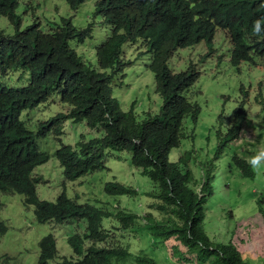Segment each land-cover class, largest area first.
<instances>
[{
  "label": "trees",
  "instance_id": "trees-1",
  "mask_svg": "<svg viewBox=\"0 0 264 264\" xmlns=\"http://www.w3.org/2000/svg\"><path fill=\"white\" fill-rule=\"evenodd\" d=\"M66 1L72 9L84 2ZM18 5V0H0V16L6 17L15 27L13 34L0 30V193L23 194L26 204L35 205L39 222L51 219L63 222L74 217L88 221L86 233L74 234L68 239L75 255H59L55 237L49 234L39 243L37 264H52L51 261H56L55 264H156L153 257L138 255L128 241L122 247L114 246L118 241L102 226V218L110 215L122 224L124 240L129 239L126 231L135 234L147 230L154 243L174 237L195 256L196 262L264 264V255L256 257L245 250L250 237H243L245 241H240L243 239L235 235L236 228H230L233 231L228 241H212L203 226L207 217L204 211L206 197H199L195 189L196 179L187 163L183 165L170 159L171 151L179 148L185 138V118L189 115L190 105L183 92L197 81L200 72L190 68L174 74L168 65L172 53L170 47L158 42L152 44L154 53L150 50L148 68L154 73L156 90L161 94L163 104L158 114L148 113L144 120H139L133 110L120 108L112 88L117 74L131 64L123 58V44L135 40L129 38L127 31L121 33L118 30L127 27V21L136 18V14H122L112 3L106 6L96 4V14L112 25L111 35L103 44L96 46L95 64H89L72 42L84 43L92 37L93 24L78 28L70 19L63 17L53 32L44 33L38 23L22 29ZM128 33L137 36L135 31L128 30ZM17 71L30 74L28 84L12 85L4 81ZM54 91L60 93L62 102H68L70 110L40 122L35 133L27 127L22 114L46 101ZM67 119L86 120L90 127H101L105 131L100 138L79 142L78 149L62 144L57 150V158L67 179L75 180L105 167L108 148L126 149L131 153V165L143 168L144 173L157 184V203L149 204L148 211L141 214L127 207L116 213L109 211L110 214L94 205L79 204L66 193L60 194L55 202L40 200L36 191L40 179L32 173L48 160V154L41 151L37 139L50 132L61 135ZM240 129L241 123H235L230 134L238 135ZM219 151L220 146L216 153ZM234 163L243 169V173H239L242 178L257 180L260 182L258 187H264V171L258 173L256 167L246 166L240 159ZM205 165L208 168L202 193L209 180L221 172L214 162L207 161ZM105 190L110 195L137 194L134 189L117 181L106 182ZM262 202L260 198L257 209L264 218ZM160 213L166 218H159ZM173 250L175 256L187 260L179 246Z\"/></svg>",
  "mask_w": 264,
  "mask_h": 264
},
{
  "label": "rangeland",
  "instance_id": "rangeland-1",
  "mask_svg": "<svg viewBox=\"0 0 264 264\" xmlns=\"http://www.w3.org/2000/svg\"><path fill=\"white\" fill-rule=\"evenodd\" d=\"M96 1L86 0L76 10H72L66 0H19L18 13L22 16V29L33 22H38L45 32L53 31L54 23H61L62 17L71 18L73 24L78 28H85L92 23V37L87 38L77 47L75 42L72 44L89 64H95V48L101 45L110 34V27L103 23L101 16L95 12ZM0 30L6 34H13L15 27L6 17L0 16ZM215 39L216 50L213 54L204 58L207 49L204 44H199L178 50L170 62L171 68L175 72L184 70L190 63L196 64L201 72L200 78L192 86L188 95L202 89L198 98L204 107L203 114L199 116L196 123L192 122L190 117L185 119L187 121L184 129L185 138L182 139L179 148L171 151L173 161L183 165L187 161L190 167H193L194 164L197 165V168L194 169L198 183L197 189H200L201 183H204V171L199 174L200 163L208 160L209 156L214 154L213 151L208 156L210 150L213 149L208 146L218 144L216 139L208 140V138L212 137L219 128H224L219 127L221 120L218 115L222 104H224L222 95L231 96V100L225 104V107L230 109L238 98L240 83L249 85L255 80L254 71L246 69L247 66L244 65L242 67L245 69L242 74H235L237 69L230 62L228 39L224 38L222 32H218ZM124 52L125 59L133 60V62L125 68L124 75L121 76L122 73H119L112 83L113 96L118 100L119 106L123 110H131L134 105V111L139 120H144L148 113L155 115L161 109L162 100L156 91L155 76L147 67L148 54L139 56L137 46L132 47L130 44L124 45ZM262 74V70L257 72L258 76ZM29 75L26 71L12 72L4 78V81L12 85H24L28 83ZM258 92L259 87L258 90H255V94ZM51 97L56 98L57 102H52L50 99L36 108L23 112L22 119L30 130L36 132L40 121L51 118L64 108L65 105L60 102L59 93H55ZM250 120L253 126L244 127L242 141L246 142V137L249 136V139L256 143L255 147L245 145V148L238 150L237 145L241 144V141L236 145L235 143H231V145L240 153L244 149H254L255 156L264 154V114L261 107L258 112L250 114ZM63 131L59 137L51 133L45 138L38 139L40 149L50 154L49 160L37 166L34 171L36 176H42L40 178L42 181L37 185L40 199L56 201L59 194L65 191L68 197L79 203L88 202L98 207L110 208L112 206L115 209L119 202L129 199L131 206L128 209L138 214L143 212V207L146 205L157 203V199L150 196L149 193L147 196H142L143 191L144 193L150 191L156 193L155 184L148 176L143 175V169L130 165V154L126 151L109 149L105 159V168L89 173L73 182L66 180L64 170L56 155L61 144L75 146L79 141H88L95 136H101L103 132L91 130L85 121L73 122L72 120H68L64 124ZM229 152L228 148L225 153L222 151L218 156L217 164L221 172H218L215 179L209 180L205 189L208 202L204 211L208 218L206 225L210 227L208 233L215 241L219 239L228 241L231 238V232L236 228L237 231L234 233L238 238L250 237V244L245 250L258 257L264 255V218L259 211H255V207H257L258 198L263 199L264 205V187H258L260 182L257 180L251 181L250 178H242L237 173L239 171L229 174L227 172L230 160ZM260 163H264V155H261ZM256 168L259 169V167ZM263 171L261 169L259 172L262 174ZM114 179L139 189L141 194L137 196L107 194L104 190L105 183ZM249 190H253L248 193L253 197L245 198V194ZM210 191H214L212 195L209 194ZM102 201L106 204H103ZM158 216L166 218L161 213ZM229 218H231V224L225 227L224 222ZM109 220H113L115 225L120 224L116 218H104L103 224ZM86 227V220H72L63 223L56 220L39 222L35 216V207L26 205L24 195L17 192L0 193V264H37L40 255L39 243L48 234L55 236L59 255L68 257L75 255L68 239L75 233L82 234L86 231ZM231 227L233 230H230ZM140 232L132 234L126 231L129 239L124 240L121 231H119L116 234L117 243L125 245L128 241V245L133 247L138 255L152 256L157 264H203L200 261L196 262L195 256L188 253L187 248L178 240L171 238L164 244L154 243L147 230ZM152 242L153 245H151ZM176 246H179V250L186 255L187 260H181L175 256L173 249ZM51 262L52 264L56 263V261Z\"/></svg>",
  "mask_w": 264,
  "mask_h": 264
},
{
  "label": "clouds",
  "instance_id": "clouds-1",
  "mask_svg": "<svg viewBox=\"0 0 264 264\" xmlns=\"http://www.w3.org/2000/svg\"><path fill=\"white\" fill-rule=\"evenodd\" d=\"M85 1L86 0H84V2ZM18 3H19V0H18ZM97 3L103 4L104 6L112 3L116 8H118L120 10V12L122 14H136V18L127 21L128 22L127 27L121 28L120 30H118L121 33H125L127 31L126 34L129 36V38H131V37L135 38L134 42L124 43L123 49H124L125 44H130V46H132V47L137 46V49L139 50L138 55L142 56L143 54L146 53V54H148V60H150V55H151L150 50L152 49V46H153L152 44H154L155 42H158L162 46L167 45L170 47V49L172 51L171 57L168 59V65L174 74L186 72L190 68H193L196 71L197 70L199 71L196 64L190 63L184 70H182L180 72H175L171 68L170 62H171L173 55L178 50L184 49L187 47L196 46L199 44H204L206 49H207L206 53L204 54V58H205L208 55L213 54L214 51L216 50V39H215V37H216V34L218 32H222L224 34V38L228 39V41H229L230 62L237 69L235 74L241 75L243 72V69L246 68L250 71H254L255 80L253 82H251L249 85H246L243 82L240 83L239 90H238V98L235 100L234 105L230 109H227L225 107V104L231 100V96L226 95V94L222 95V97L224 99V104H222V106L220 108L221 111L218 115H219V118L221 120V122L219 123V127H224V128H219V130H217L215 134L213 133L212 137L208 138V140L216 139L218 141V144H216V146H208L207 145L208 147H213V149L210 150V153H208V156L213 151H214V154L211 157L209 156L208 160H205V161L200 163L201 167L199 168V174L201 173V171H204L203 172V179H204L205 170L208 168V166L205 165L206 162L207 161H210V163L214 162V163H216V166H217L218 156L221 155L222 151H224V153H225V151L228 148L230 149V152H229L230 153V160L228 163L229 168L227 170V172L229 174L234 172V171H236V172L239 171V172H237L238 174L243 173V169L240 166H236V164L234 163V161H236L237 159L243 160L245 162L246 166L259 167L260 170L261 169L264 170V168H262V166H264V163H260L261 155H264V154L255 156V154H253L254 149L253 150L244 149L240 153V152H237V149L233 148L231 145V143H235V145H236L237 143H239L241 141L242 143L237 145L238 150L245 148V145H251V146L255 147L256 143H254L252 140H250L249 136L246 137V142L242 141V130L244 129L245 126H253V124L251 123V120H250V114H252L253 112H258L260 107L262 108L263 114H264V0H97L95 3V8H96ZM18 8H19V5H18ZM76 9H72V10H76ZM95 12H96V10H95ZM68 19H70L71 23L73 24L72 19L71 18H68ZM102 21H103V23L107 24L110 27V34L103 40V42H102V44H103L111 35V26L112 25L107 23L106 20L103 18H102ZM34 23H38V22H33L31 24L34 25ZM22 24H23V21H22ZM38 24L40 25V23H38ZM90 24H92V23H90ZM54 26H55V28H54V30H55L58 26V23H54ZM38 27L40 29L41 25ZM87 27H85V28H87ZM41 30H42V28H41ZM128 30H132V31L137 32V36H133V35L129 34ZM53 31L50 30L49 32H53ZM43 32L46 33L44 30H43ZM75 44H76L75 46L77 47L78 44H81V43H75ZM123 58H125V52L124 51H123ZM129 61H131L130 63L132 64L133 60H129ZM131 64H127V66L131 65ZM243 65L247 66V67L243 68L242 67ZM127 66H125L124 69L122 70V72H121L122 75L120 74L121 76L124 75L125 68H127ZM147 67H148V65H147ZM259 70L263 71V74L261 76L257 75V72ZM200 75H201V72H200ZM116 78H117V76L115 77V79ZM155 84H156V82H155ZM192 86L183 92V97L185 98V100L190 105V112H189V115H187V118L190 117L192 122L196 123L199 119V116L203 114L204 107H203L202 102L198 98L199 93L202 92V89H200V91H197L196 93H192V94L188 95ZM258 87H259V92H258V94H255V90H258ZM55 93H59V92L54 91L49 96V98L42 103L48 102L50 99L52 102H57L56 98L51 97ZM159 95L161 97L160 93H159ZM253 95H254V97H253ZM161 100H162V97H161ZM60 102H62L61 101V95H60ZM42 103H40V104H42ZM62 104L65 105L64 108L61 111L57 112L52 117H55L60 113H67L70 110V105L68 104V102H62ZM162 104H163V100H162ZM162 104H161V106H162ZM38 106H35L34 108H36ZM131 110L134 111V105L132 106ZM124 111H126V110H124ZM128 111H130V110H128ZM22 118H23V116H22ZM68 120H72L73 122H81V121H74L73 119L65 120L63 123V126H62V133L64 132L63 131L64 124ZM43 121H46V120H43ZM43 121H40V122H43ZM82 121H85L87 126L91 130L103 132V134L101 136H95V137L89 139L88 141L95 139V138H100L104 135L105 131L103 128H101V127L92 128L88 125L86 120H82ZM185 122L187 124V121H185ZM39 123H38V125H39ZM235 123H241V129H240L238 135L230 134V129L234 126ZM37 131H38V127H37ZM37 131L36 132L34 131V132L37 133ZM51 133L52 132H50L49 134H51ZM49 134H47V135H49ZM54 135L57 137L60 136L57 134H54ZM42 138H45V137H42ZM38 139H39V137H38ZM88 141L81 140L79 142H88ZM78 143L75 146L70 145V144H69V146L73 147L74 149H78L79 148ZM62 144H64V143H62ZM203 144H205V143H203ZM64 145H66V144H64ZM219 146H220V151L217 154L216 150ZM109 149H116L118 151L128 152L130 154V157H129V162H130L131 153L128 150L118 149V148H108L106 150L105 154H107V151ZM232 150L234 151L233 153H232ZM42 152H45L48 154V160H49L50 154L46 151H42ZM170 159H171V157H170ZM186 163H187V161H186ZM104 164H105V162H104ZM130 165H131V162H130ZM131 166H133V165H131ZM105 167H106V165H105ZM105 167L103 166L101 169H103ZM133 167L138 168V169H143L141 167H136V166H133ZM187 167L194 174V169L197 168V165L194 164L193 167H190L187 163ZM259 169H257L258 173H260ZM97 170H100V169H97ZM97 170L88 172V173L78 177L75 180H69V179H67L66 176H65V178H66V180L73 182V181H76L79 178H81V177H83L89 173L95 172ZM34 171H35V169H34ZM34 171L32 173L33 176H35L39 179L42 178L41 175L36 176ZM142 173H143V175L148 176L147 174L144 173V169H143ZM195 176L196 175L194 174V177ZM148 177L150 178V176H148ZM195 179H196V177H195ZM41 181L42 180L40 179L39 182L36 184V191H37V185ZM111 181L114 182L117 180L114 179ZM117 182H119V181H117ZM120 183L123 184L127 188L134 189V191L137 193L135 196L141 194V191L139 189H135L133 186L126 185L122 182H120ZM154 184H155L154 190H156V193L151 192V191L144 193V191H143L142 196H147V194L149 193L150 196L158 199L156 197V194L158 191V186L155 182H154ZM197 185H198V183H197V179H196L195 189L198 192L199 197L200 198L206 197V200H207V195L205 194V192L202 193V190H201V189L204 190V188L202 187L203 184L201 183L200 189H197L198 188ZM104 190H105V186H104ZM251 191H253V190H251ZM105 192H106V190H105ZM1 193H6V192H1ZM62 193H66V192L63 191ZM247 193L245 194V198L253 197L251 195L248 196ZM114 196H119V195H114ZM152 197H147V198L151 199ZM259 199L260 198H258L256 202H258ZM40 200H43V199H40ZM46 201H48V200H46ZM51 202H55V201H51ZM207 202L204 205L205 209L207 208L206 207ZM77 203H79V202H77ZM97 203H99V201H97ZM102 203L106 204L103 201H102ZM245 203H247V202H245ZM79 204L94 205V204H91L88 202L87 203H79ZM26 205H33V204H26ZM33 206L35 207V205H33ZM94 206H96L97 208H99L105 212L110 211V212L116 213L117 211L121 210V208H126V207L129 208L131 206V200L125 199L122 202H119L116 209L112 206L110 208L98 207L97 205H94ZM103 206H105V205H103ZM148 206L149 205H146L145 207H143V212L148 211ZM255 208H256L255 211H258L257 207H255ZM35 209H36V207H35ZM229 213L231 214V212H229ZM104 218H116V217L112 216V215H110L108 217L104 216L102 218V223H103ZM230 219L231 218H229L228 220H225V222H224L225 227H228L227 224H229V226H230V224H231ZM51 220H54V219H51ZM72 220H86V219L74 217V218H71V219H68L65 221H72ZM207 220H208V218L206 217V220L204 221L203 226L206 228L205 230L208 233V230L210 229V227H209V225H206ZM65 221H63V222H65ZM63 222H59V223H63ZM102 226H103V230L109 231L114 236V238H116L117 232L123 230L122 224L120 223L119 225H115L113 220L107 221ZM111 226H112V228H109ZM87 227H88V221H87ZM87 227H86V231H87ZM86 231L82 232V234L86 233ZM123 231H125V230H123ZM75 234H80V233H75ZM140 234H141V232H140ZM149 235H151V234L149 233ZM209 236L211 237L210 234H209ZM55 240H56V238H55ZM116 240L118 241L117 238H116ZM166 241H160L158 243L164 244ZM212 241H215V240L212 239ZM215 242H217V241H215ZM151 245H153V244L151 243ZM114 246L122 247L123 245H120L116 242L114 244ZM149 257H152V256H149ZM156 264H157V262H156Z\"/></svg>",
  "mask_w": 264,
  "mask_h": 264
}]
</instances>
